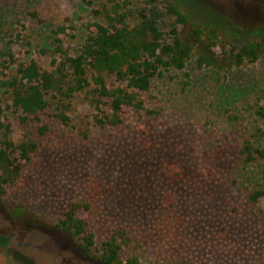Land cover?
<instances>
[{"label": "trees", "instance_id": "obj_1", "mask_svg": "<svg viewBox=\"0 0 264 264\" xmlns=\"http://www.w3.org/2000/svg\"><path fill=\"white\" fill-rule=\"evenodd\" d=\"M17 1L30 0H0V42L8 34L24 55L16 57L9 49L0 54V203L21 181L24 169L39 163L44 142L53 134L52 123L44 118L49 109L50 117L89 143L90 122L74 124L69 116L77 96L93 109L91 119L98 130L125 126L129 115L148 125V119L162 115V108L148 101L157 79L173 80L179 74L184 88L192 60L199 69L213 70L214 81L220 82L232 70L264 57V29L241 44L225 42L217 26L196 17L180 0H97L94 6L89 0L95 20L81 29L25 25L12 13ZM26 14L37 18L34 11ZM165 20L167 31L161 28ZM67 28L80 35L74 54L63 48ZM37 38L40 50L54 56L52 71L42 70L32 58ZM103 73L113 76L112 85L106 84ZM251 93L252 102L222 109L225 128L205 127L199 141L203 160L218 167L230 187L254 206L264 198V89ZM5 108L22 129L17 141L3 118ZM138 132L144 150H156L152 127ZM158 162L155 159V165ZM175 164L171 160L163 174L168 185L183 177ZM101 188L95 181L88 194L70 200L51 222L80 254L99 264H194L175 191L163 190L149 216L133 221L101 207ZM12 214L24 218L26 212L17 208ZM8 245V236L0 233V248ZM2 264L22 263L9 259Z\"/></svg>", "mask_w": 264, "mask_h": 264}, {"label": "rangeland", "instance_id": "obj_2", "mask_svg": "<svg viewBox=\"0 0 264 264\" xmlns=\"http://www.w3.org/2000/svg\"><path fill=\"white\" fill-rule=\"evenodd\" d=\"M86 1H17L11 10L35 29L59 24L81 29L95 20L91 7L97 0H90L92 6ZM180 1L196 17L217 26L225 42L241 44L257 38L264 29V0ZM27 11H34L37 18ZM168 22L161 23L164 31ZM79 36L68 28L62 36L63 48L70 54L76 52ZM7 49L16 57L24 56L14 38L5 34L0 54ZM40 49L37 38L32 58L42 70L52 71L54 56ZM187 72L184 88L178 83L183 79L179 74L177 79L154 81L148 101L161 107L162 115L148 119V125L129 115L125 126L98 130L91 119L93 109L75 97L69 116L74 124L90 122L89 143L50 117L52 109L47 111L44 118L52 123L53 134L44 142L39 163L24 169L21 181L0 203V233L9 238V245L0 248V264L9 259L22 264H99L80 254L69 237L51 227L66 204L88 194L95 181L102 184L101 207L133 221L149 216L163 190L175 191L194 264H264V198L254 206L247 204L225 174L203 160L199 141L205 127L217 131L226 127L223 108L241 106L253 98L251 91L264 89V57L232 70L220 82L214 81L213 70L199 69L192 60ZM103 77L107 85L114 83L112 75L103 73ZM3 118L17 141L22 129L11 109L5 108ZM146 126L152 127L157 147L149 152L138 132ZM171 160L183 170L182 179L174 185H168L163 175ZM17 208L26 212L24 218L12 214Z\"/></svg>", "mask_w": 264, "mask_h": 264}]
</instances>
